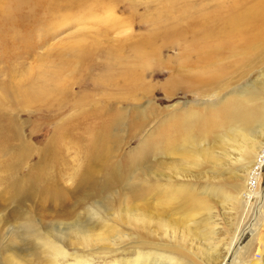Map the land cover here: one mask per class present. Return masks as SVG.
<instances>
[{"label": "rangeland", "instance_id": "obj_1", "mask_svg": "<svg viewBox=\"0 0 264 264\" xmlns=\"http://www.w3.org/2000/svg\"><path fill=\"white\" fill-rule=\"evenodd\" d=\"M218 1L0 0V258L12 245L17 217L29 215L45 233L92 217L96 208H90L102 199L82 202L86 187L78 177L88 168V153L99 151L96 166L106 169V181L114 173L118 193L144 179H133L134 170L184 164L188 176L176 182L196 191L186 195L199 206L182 211L173 202L171 210H160L176 223V240L154 233L144 239L147 233L125 225L126 247L109 254L78 246L70 254L93 264L119 262L129 259L124 250L133 252L145 240L168 249L179 264H219L257 217L258 233L246 238L239 257L264 264V124L246 165L235 149L219 146L229 123L215 119L242 89H255L264 102V50L262 56L260 49L223 53L204 64L183 53L193 37L184 28L206 16L213 20ZM169 141L174 149L191 143L198 161L167 156ZM13 183L23 192L13 195Z\"/></svg>", "mask_w": 264, "mask_h": 264}, {"label": "bare ground", "instance_id": "obj_2", "mask_svg": "<svg viewBox=\"0 0 264 264\" xmlns=\"http://www.w3.org/2000/svg\"><path fill=\"white\" fill-rule=\"evenodd\" d=\"M225 1H218L215 11L216 15L213 16V20L210 19L213 23L205 15L206 18L202 16L205 18L204 20H197L184 28V32L187 34L191 33L193 37L190 44L184 46L183 53L196 55L197 57L194 59L196 64L213 62L215 58H222L223 53L231 56H235L238 53L239 55L240 53L246 55L250 54L254 49H260V54L262 53L261 56L263 55L264 47L260 43L264 40V0ZM212 25L215 27L209 29ZM195 29L203 31L197 32L196 30L195 32ZM79 56H82V53H79ZM226 83L225 85H228L229 81ZM236 95V101L229 105L228 110L215 117V119L222 118L229 123L228 129L224 133V135L227 134L225 140L218 143L225 152H231L235 149L234 154H237L239 159L245 160L246 165H248L249 162L247 160L251 153L257 149L255 143L260 141L263 136L261 129L258 130V127L261 123L264 124V102L260 101L257 97V92L253 88L242 89ZM95 143L99 149L106 143V137L104 136L102 141H96ZM171 143L170 141L164 143L166 149L164 152L167 156L180 154L188 156L189 159L192 156L195 161L196 159L198 161L200 153L192 149L191 143L186 141V144L179 149H174ZM99 154V151L88 153V168L85 169V175L82 173L81 178H79L80 176L78 177V181H81L86 187L82 202L88 204L87 202L93 201L94 198L102 199V202H98L94 207L90 208H96L94 214L92 212L90 214L92 217L86 220V217L81 219L78 216L76 220L68 225V228L63 230L59 225L47 233L34 224L29 215L23 218L17 217V223L13 226V232L10 236L9 244L12 243V245H7L4 248L0 264H93L91 260L70 254V250L78 246L87 251L106 248V250H109L107 253H109L110 251L114 252L112 250L114 247L119 246L120 249L126 247L130 243L129 239L126 238H129L130 235L127 233L123 234L121 227H125V225H128L130 230L147 233V235L141 236L142 238L145 237L144 239L146 237L150 238L154 233L153 236H161L165 240L166 238L176 240L174 237V233L177 230L176 223L168 216L169 214L164 215L166 213H161L163 211L160 210L162 208L171 210L173 202H180L181 206L179 207H182L180 208L182 211L190 209L193 203L199 206L198 203L200 201H192L193 198H189L186 195V193L191 194L192 191H196L191 189V186L189 188V185H185V183L179 184V182H176L177 178H180L182 174L188 176L185 165L176 164L175 160L172 161L173 163H169L165 169L148 164V170L144 171L145 169H143L141 174H138L135 170L133 171L135 176L133 179H143V177L147 179H143L139 183L124 184L121 192L118 193V191L114 190L115 184L118 182L113 176L114 173H110L109 179L106 181V169H100L96 166L97 162L103 158H97ZM263 162L264 160L259 165L260 168ZM246 172L247 170L244 171V173ZM99 174L101 175L100 177ZM115 177L117 178L116 175ZM149 179L155 180L156 183H149ZM1 181L2 179H0ZM9 190L13 192V195L23 192L21 189H17L15 183L9 185ZM25 194L28 195V192ZM149 199H153V202ZM146 201L150 202L147 203ZM160 205H162L161 209ZM256 218L252 225L247 227L245 236L239 234L240 232L238 231V236H236L231 247L226 249L227 254L219 264H246L239 257L240 250L243 247L242 244L248 241L246 238H249L250 241L251 237L254 238L257 235L258 232L254 228V224L258 219ZM2 223L3 221L0 219V226ZM152 228L155 230H152ZM157 228L163 230L161 232L158 230L160 233H155ZM114 232L117 235L111 234ZM207 236L205 237L207 238ZM190 241L193 242L192 240ZM182 242L185 243L184 237ZM137 247L133 252L132 250L131 252L127 250L122 252L127 253L125 255H129V259L125 257L119 262H109L107 264H179L178 259L175 256H170L166 248L156 247L155 244L148 243L145 240ZM72 257L74 258L73 261L70 260Z\"/></svg>", "mask_w": 264, "mask_h": 264}]
</instances>
